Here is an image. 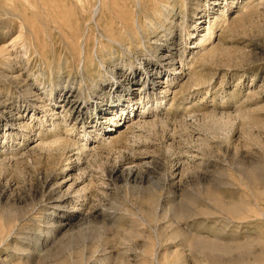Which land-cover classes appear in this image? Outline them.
I'll use <instances>...</instances> for the list:
<instances>
[{"label": "rangeland", "instance_id": "obj_1", "mask_svg": "<svg viewBox=\"0 0 264 264\" xmlns=\"http://www.w3.org/2000/svg\"><path fill=\"white\" fill-rule=\"evenodd\" d=\"M0 264H264V0H0Z\"/></svg>", "mask_w": 264, "mask_h": 264}, {"label": "bare ground", "instance_id": "obj_2", "mask_svg": "<svg viewBox=\"0 0 264 264\" xmlns=\"http://www.w3.org/2000/svg\"><path fill=\"white\" fill-rule=\"evenodd\" d=\"M227 6L223 9L222 13H221V16H218V18L221 17V22H224V18H225V10H226ZM214 28H215V25L212 24V25H209V28L207 29V35H204L203 37L200 38V41H199V47L200 48H203L205 45H207L208 42H211L212 41V37L214 36ZM129 35V40H132V37H131V33H127ZM117 39V38H116ZM124 42V41H123ZM114 43L118 46H120L121 48H124L126 47L124 45V43L122 42H118V41H114ZM167 58H169V60L171 61H174L171 59V56H166ZM166 59V58H165ZM171 63V62H170ZM29 89V88H28ZM116 126V124H114ZM89 140H87V142L83 145H78L77 147V150H79L81 153L80 154H87V155H90V151L88 152L87 148H88V144H89ZM60 144H63L62 141L61 142H55V144L53 145H60ZM76 145V144H75ZM54 147V146H53ZM79 154V153H78ZM74 156V155H73ZM71 161L73 158H69ZM78 159H80V157H78ZM70 163V162H69ZM79 169V168H78ZM83 172V171H82ZM99 172V171H98ZM86 173V172H85ZM96 173V172H95ZM84 174V173H82ZM81 175V174H80ZM86 175V174H85ZM96 175V174H95ZM76 176V175H75ZM79 177V176H77ZM86 177V176H84Z\"/></svg>", "mask_w": 264, "mask_h": 264}]
</instances>
